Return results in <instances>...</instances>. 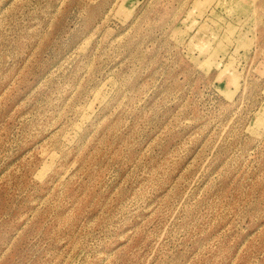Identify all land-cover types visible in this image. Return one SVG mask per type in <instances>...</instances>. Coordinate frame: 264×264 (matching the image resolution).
<instances>
[{
    "label": "rangeland",
    "instance_id": "1",
    "mask_svg": "<svg viewBox=\"0 0 264 264\" xmlns=\"http://www.w3.org/2000/svg\"><path fill=\"white\" fill-rule=\"evenodd\" d=\"M0 264H264V0H0Z\"/></svg>",
    "mask_w": 264,
    "mask_h": 264
},
{
    "label": "bare ground",
    "instance_id": "2",
    "mask_svg": "<svg viewBox=\"0 0 264 264\" xmlns=\"http://www.w3.org/2000/svg\"><path fill=\"white\" fill-rule=\"evenodd\" d=\"M130 10V9H129Z\"/></svg>",
    "mask_w": 264,
    "mask_h": 264
}]
</instances>
